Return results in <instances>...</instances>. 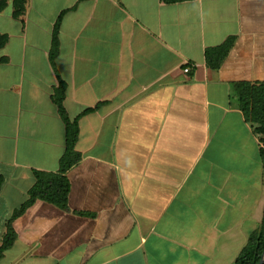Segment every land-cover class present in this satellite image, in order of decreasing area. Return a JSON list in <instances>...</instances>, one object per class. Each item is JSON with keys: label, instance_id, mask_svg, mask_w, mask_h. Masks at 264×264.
Masks as SVG:
<instances>
[{"label": "crops", "instance_id": "1", "mask_svg": "<svg viewBox=\"0 0 264 264\" xmlns=\"http://www.w3.org/2000/svg\"><path fill=\"white\" fill-rule=\"evenodd\" d=\"M22 1L0 0V245L59 172V82L79 162L67 210L27 208L0 264H234L264 226L238 101L264 86V0Z\"/></svg>", "mask_w": 264, "mask_h": 264}, {"label": "trees", "instance_id": "2", "mask_svg": "<svg viewBox=\"0 0 264 264\" xmlns=\"http://www.w3.org/2000/svg\"><path fill=\"white\" fill-rule=\"evenodd\" d=\"M23 1L21 0V3ZM22 8V4H21ZM18 15V12H15ZM60 18L57 20L51 42L50 60L53 63L58 54V30ZM65 94V86L59 82L55 90L54 102L66 126V148L60 160L59 172L56 174L34 173L35 185L29 192L28 201L16 211L8 223V233L0 245V259L14 241V234L11 229L12 222L22 215L27 208L36 201L50 203L62 210H67V197L69 185L65 177L67 171L79 162L78 155L74 152V147L78 136L77 121L70 122L62 107ZM241 109L246 113L250 122L255 126V133L260 136V142L264 145V86L245 87L238 96ZM86 113V112H85ZM1 186V183H0ZM264 251V226L258 235H251L246 247L240 253L234 264H258Z\"/></svg>", "mask_w": 264, "mask_h": 264}, {"label": "water", "instance_id": "3", "mask_svg": "<svg viewBox=\"0 0 264 264\" xmlns=\"http://www.w3.org/2000/svg\"><path fill=\"white\" fill-rule=\"evenodd\" d=\"M258 264H264V251H263V253L261 255V258H260V261H259Z\"/></svg>", "mask_w": 264, "mask_h": 264}, {"label": "built area", "instance_id": "4", "mask_svg": "<svg viewBox=\"0 0 264 264\" xmlns=\"http://www.w3.org/2000/svg\"><path fill=\"white\" fill-rule=\"evenodd\" d=\"M185 72H188V69H185ZM261 149L264 151V145L261 146Z\"/></svg>", "mask_w": 264, "mask_h": 264}]
</instances>
